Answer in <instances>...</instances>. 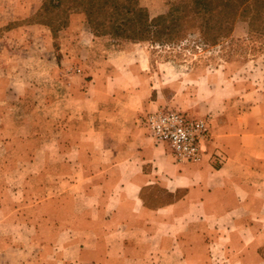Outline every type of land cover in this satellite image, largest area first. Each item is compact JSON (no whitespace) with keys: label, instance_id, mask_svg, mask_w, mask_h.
<instances>
[{"label":"crops","instance_id":"0c3cea01","mask_svg":"<svg viewBox=\"0 0 264 264\" xmlns=\"http://www.w3.org/2000/svg\"><path fill=\"white\" fill-rule=\"evenodd\" d=\"M19 26L37 35L23 31L14 52L0 35V264H264L263 88L249 103L224 82L194 102L211 137L199 161L179 164L143 123L169 86H154L136 44L95 64L82 45L92 33L60 52L44 25ZM9 138L31 146L3 148ZM10 185L34 193L14 209Z\"/></svg>","mask_w":264,"mask_h":264},{"label":"rangeland","instance_id":"374dc122","mask_svg":"<svg viewBox=\"0 0 264 264\" xmlns=\"http://www.w3.org/2000/svg\"><path fill=\"white\" fill-rule=\"evenodd\" d=\"M223 1L224 3L228 2V6H219L211 13L202 12L197 18L186 19L188 23H183V27L179 26L182 30L179 33L176 31L171 36L164 34L157 39L132 42L122 37L104 35L96 36L99 40L93 44L89 34L94 35V32L88 23L87 15L81 8H78L73 0H66L59 6H56L57 0H0V23L8 24L5 27H0V35L6 37V44L12 52L20 51L24 46L23 31L31 33L29 35L36 34L19 26L29 20L46 23L44 26L50 30L54 44L60 52H62L63 43L66 41L73 42L72 50L75 51V41H79L81 36L89 35V42L87 43L83 39L82 45L87 49L92 48L93 57L91 60L95 64L101 63L110 52L125 50L130 43L136 44L133 50L137 56L148 57L152 63L155 75L154 86H159L161 83L169 86V92L164 96L166 101L163 109L178 110L193 116L192 110L196 109L193 106L208 99V96H214L215 93L220 96L222 90L218 91L215 87L219 89L222 86L224 89V82L233 85L234 96L247 100L249 103L256 100L258 88L264 89V0ZM19 3L33 4L36 10L34 15L26 17L24 15L26 11L20 12L21 15H18L19 12L15 7ZM139 3L148 11L151 19L167 14L174 6L184 12L188 5L187 0H139ZM212 4L221 3L219 0H212ZM189 5H193V2H190ZM200 7L202 8V5ZM41 31L44 34V31ZM26 38L31 39V37ZM39 44L42 46L44 43L41 40L37 43V45ZM1 46L0 44V50ZM208 71H212L210 78L213 82L216 81L217 86L212 87L213 85L208 84L207 75L203 74ZM33 77V75L27 76L30 80ZM195 80L203 84L199 85ZM263 89H260V93L264 92ZM20 109L21 112L24 110V108ZM160 110L162 109L157 111ZM194 118L206 122L209 140L211 127L208 118L204 115H195ZM26 119L32 122L31 116H27ZM20 139L21 141H12L9 138L6 140L9 144L7 145L6 142L3 148L5 145L8 148H16L17 145L31 146L28 142L30 140ZM206 144L207 142L205 148ZM5 157L9 156L5 155ZM10 175L9 173L8 182H15L13 178L17 176ZM6 190L8 200L14 203L9 201V205H15L14 209H18V198L32 196L34 193L33 187L10 185ZM11 209L10 207L9 211ZM17 230L14 231L16 239L18 238L17 232L25 233L24 236H28L23 229ZM9 234L13 235L12 232ZM37 253L35 252V256ZM61 253L63 252H58V258L64 259L61 257ZM45 258L44 255L42 260ZM42 260L40 264H47V261L43 262ZM9 264L18 263L13 260Z\"/></svg>","mask_w":264,"mask_h":264},{"label":"trees","instance_id":"16d2710c","mask_svg":"<svg viewBox=\"0 0 264 264\" xmlns=\"http://www.w3.org/2000/svg\"><path fill=\"white\" fill-rule=\"evenodd\" d=\"M187 1L184 12L174 6L167 14L151 19L148 11L140 6L139 0H73L87 15L95 36L112 35L132 42L153 40L164 34L171 36L182 30L179 26L183 27V23H188L186 19L197 18L202 12L211 13L219 6H228V2L224 3L223 0H219L221 4L217 5H213L212 0ZM64 2L66 0H57L56 6ZM190 2L193 5H189ZM38 23L46 24L41 21ZM51 29L54 31L52 27Z\"/></svg>","mask_w":264,"mask_h":264},{"label":"built area","instance_id":"2783aa9c","mask_svg":"<svg viewBox=\"0 0 264 264\" xmlns=\"http://www.w3.org/2000/svg\"><path fill=\"white\" fill-rule=\"evenodd\" d=\"M143 123L157 142L169 145L177 162L192 163L201 159L209 135L204 120L178 110L162 109L146 115Z\"/></svg>","mask_w":264,"mask_h":264}]
</instances>
